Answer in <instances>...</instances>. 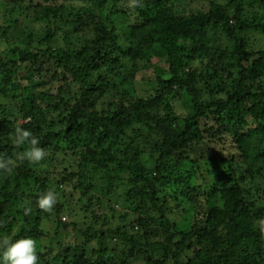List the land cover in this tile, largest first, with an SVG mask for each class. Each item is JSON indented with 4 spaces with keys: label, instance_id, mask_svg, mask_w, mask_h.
Masks as SVG:
<instances>
[{
    "label": "trees",
    "instance_id": "trees-1",
    "mask_svg": "<svg viewBox=\"0 0 264 264\" xmlns=\"http://www.w3.org/2000/svg\"><path fill=\"white\" fill-rule=\"evenodd\" d=\"M1 1L0 39L19 10L44 30L0 54V96L14 102L0 106V163L13 169L0 168V237L39 238L53 216L57 229L78 228L61 221L58 195L77 190L102 226L78 229L69 250L46 246L39 264H264L253 227L264 218V47L249 41L264 35V0ZM150 67L139 94L137 73ZM18 128L49 170L19 159L29 145L13 143ZM119 188L129 211L109 227L97 210L114 209ZM49 190L58 199L44 213Z\"/></svg>",
    "mask_w": 264,
    "mask_h": 264
},
{
    "label": "rangeland",
    "instance_id": "rangeland-1",
    "mask_svg": "<svg viewBox=\"0 0 264 264\" xmlns=\"http://www.w3.org/2000/svg\"><path fill=\"white\" fill-rule=\"evenodd\" d=\"M219 1L222 2L223 0H219ZM1 2L2 1L0 0V9H2ZM80 5L81 4H79L77 0H67L65 3L66 8L77 7ZM197 6H198V3H194L192 5L193 8H196ZM14 17L16 18V23H17L15 30L13 28L6 38L4 37L3 40L2 38L0 39L4 43L3 45L0 44V54L1 55H3L4 52H6L10 47L22 44V40H21L22 32L26 33L27 31L32 30L34 32L35 44L39 41L38 38L43 33L44 23L35 22L32 18H30L29 9L27 11L19 10L15 14ZM63 33H64L63 31H60V35H63ZM0 37H2L1 33H0ZM249 39H250L249 40L250 43L255 49L264 47V35L259 34V33H253L250 35ZM59 44L63 46L64 44L63 40H61ZM153 61H154L153 63H158L157 59H153ZM161 64L163 63H160V65ZM25 67H26V64H23L22 70L20 72H23ZM153 78H154V75H153L152 67L142 69L137 73L136 79L140 83V86L137 89L138 91L140 90L139 94L146 93L145 91L141 89H145L146 87H148L146 83L148 82V80L153 79ZM139 96H143V95H139ZM12 105H14V102L11 99H4L2 96H0V106L2 107L9 106V108H11ZM189 106L190 105L188 103V100L185 97H183L181 100H177L176 102H174L175 111L183 115L189 111ZM3 110L5 109H0V116L2 117H4L6 113L8 112L7 110L3 112ZM42 112L43 113H42L41 119L46 120L47 124H49L51 121H55V117L57 114L56 112H52V111L49 112L46 108H42ZM57 156L60 159L65 158L64 157L65 155L63 156L61 153L57 154ZM33 166L34 168H37V169L44 168V169L49 170L51 168V161L48 158L44 157L43 160H41L38 164H34ZM121 189L122 188H119V190L115 193V195L111 196L114 209H110L109 207L107 208L105 204H102L99 210L93 207V210L95 211L97 210V213L100 216H105L106 218H108L110 224H108L107 226L109 227H112V225H114L118 221L123 222L122 220H119L120 219L119 215L123 212L129 211L127 209V206L125 205ZM72 194H73L72 199L69 196L70 200L69 198L66 197L68 196L67 193H66V196L62 192L58 194L63 204V213L61 214L60 218L62 219V217H64V220L63 219L62 220L60 219V220L65 221L66 223L74 221L78 228H74L73 226L70 225L66 229L62 227L60 229H57L54 216L51 217L49 220H43L39 224L40 230L43 231V235L39 238L33 239L37 246L38 256L40 252H43L46 250L47 248L46 246H50L52 249H55L54 250L55 252L56 249L58 248L57 246H58L59 241H61V247L59 250H62V251H64L65 249L69 250L73 247L74 242L79 243L82 239V236L80 235L81 233L78 231V229H81L82 231V229L84 230L89 226H91L92 228L97 227L99 229L102 226L100 222L94 223V220L92 218V212L90 210H88L87 212H84L83 210L79 209L81 205V203H79L80 201L79 191L72 190ZM17 205H18V202H17ZM73 211H75L76 213L73 214ZM18 226H20V222L17 223V225L14 228H17ZM14 231H16V229H14ZM54 252L50 253L49 256L54 254Z\"/></svg>",
    "mask_w": 264,
    "mask_h": 264
},
{
    "label": "clouds",
    "instance_id": "clouds-1",
    "mask_svg": "<svg viewBox=\"0 0 264 264\" xmlns=\"http://www.w3.org/2000/svg\"><path fill=\"white\" fill-rule=\"evenodd\" d=\"M25 142L29 147L20 154L19 159L27 160L30 164H38L45 157L44 150L38 147L39 141L33 137L30 131L18 128L13 143L19 146ZM0 168L7 174L13 172L12 167L6 164L0 163ZM57 199L55 191L49 190L38 198L37 208L44 213H53ZM31 211V208H26L25 215ZM253 227L264 235V218H259ZM0 264H39L35 241L32 238H21L13 242L8 236L0 237Z\"/></svg>",
    "mask_w": 264,
    "mask_h": 264
},
{
    "label": "built area",
    "instance_id": "built-area-1",
    "mask_svg": "<svg viewBox=\"0 0 264 264\" xmlns=\"http://www.w3.org/2000/svg\"><path fill=\"white\" fill-rule=\"evenodd\" d=\"M62 219L64 220V217H62Z\"/></svg>",
    "mask_w": 264,
    "mask_h": 264
}]
</instances>
